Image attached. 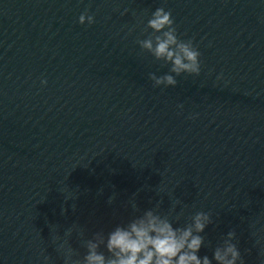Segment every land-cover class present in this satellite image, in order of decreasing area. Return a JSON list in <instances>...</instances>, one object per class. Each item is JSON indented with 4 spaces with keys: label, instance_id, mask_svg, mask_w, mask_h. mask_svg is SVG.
<instances>
[{
    "label": "water",
    "instance_id": "water-1",
    "mask_svg": "<svg viewBox=\"0 0 264 264\" xmlns=\"http://www.w3.org/2000/svg\"><path fill=\"white\" fill-rule=\"evenodd\" d=\"M158 7L201 53L200 75L174 87H154L171 65L136 43ZM174 200V227L211 215L200 257L234 229L245 264H261L264 0H0V264H63L50 228L107 235Z\"/></svg>",
    "mask_w": 264,
    "mask_h": 264
},
{
    "label": "clouds",
    "instance_id": "clouds-1",
    "mask_svg": "<svg viewBox=\"0 0 264 264\" xmlns=\"http://www.w3.org/2000/svg\"><path fill=\"white\" fill-rule=\"evenodd\" d=\"M127 11L126 9L125 12ZM78 22L81 25L85 23L92 25L96 21L94 15L85 10L78 17ZM148 29L152 32L146 38L138 39L136 43L142 51L150 53L155 60L171 65L168 74L161 76L155 73L149 74L154 87H174L178 83L175 77L181 74L200 75L201 53L193 40L179 38L170 10H165L164 7L156 8L147 21L145 32ZM220 78L222 76L218 77ZM40 83L46 86L47 79L42 78ZM178 107L182 108L183 105ZM189 118L194 119L195 115ZM60 192L63 194L65 204L69 200L79 199V196L69 193L67 189H61ZM102 193L103 189L98 195ZM115 200L116 193L113 192L108 197L107 203L112 205ZM130 203L134 211H139L135 199ZM180 203L179 200H174L168 213L162 215L159 212L160 202H157L155 208L144 211L142 215L135 216L126 224L115 226L107 235L103 231H98L89 239L84 238V229L77 223L67 228L63 237L55 233L53 227L50 228V232L54 233L51 235V244L55 252L62 257L63 264H213V260L216 264H245L238 243L233 242L237 240L234 229L228 231L223 243L215 247L211 259L207 255L200 257L198 253L205 239L201 233L213 223V220L209 213L200 211L190 218V223L182 227H174L172 217L176 205ZM71 207L75 212L76 203H72ZM66 212L67 208L62 206L61 214ZM182 215L183 211L176 213L175 219L179 220ZM251 227L255 228V224ZM73 232L80 238L81 246L86 249L82 258L69 241ZM252 235L255 236L256 233L253 232ZM102 247L108 255H105V251H101ZM259 255L261 264H264V248L260 250ZM42 257L44 264H54L52 256L42 253Z\"/></svg>",
    "mask_w": 264,
    "mask_h": 264
}]
</instances>
